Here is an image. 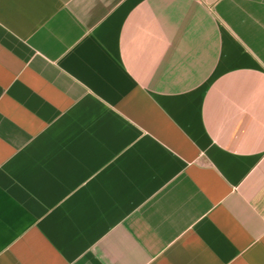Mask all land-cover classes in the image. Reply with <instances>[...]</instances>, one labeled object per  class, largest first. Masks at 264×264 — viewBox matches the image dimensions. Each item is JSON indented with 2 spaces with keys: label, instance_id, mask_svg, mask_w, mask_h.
<instances>
[{
  "label": "crops",
  "instance_id": "obj_1",
  "mask_svg": "<svg viewBox=\"0 0 264 264\" xmlns=\"http://www.w3.org/2000/svg\"><path fill=\"white\" fill-rule=\"evenodd\" d=\"M0 264H264V0H0Z\"/></svg>",
  "mask_w": 264,
  "mask_h": 264
}]
</instances>
